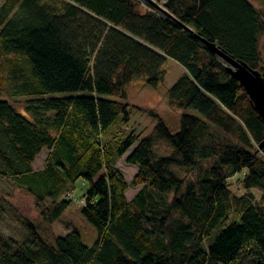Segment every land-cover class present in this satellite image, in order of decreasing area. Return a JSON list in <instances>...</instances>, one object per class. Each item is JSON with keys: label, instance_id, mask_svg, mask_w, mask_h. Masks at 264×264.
I'll return each mask as SVG.
<instances>
[{"label": "trees", "instance_id": "obj_1", "mask_svg": "<svg viewBox=\"0 0 264 264\" xmlns=\"http://www.w3.org/2000/svg\"><path fill=\"white\" fill-rule=\"evenodd\" d=\"M140 9L135 0L0 5V178L35 196L40 210L39 222L20 220L28 241L0 237V264H264V125L200 42L260 71L264 8L165 0L162 17ZM166 59L185 71L168 107L200 119L183 114L171 133L147 113L156 123L147 136L105 142L117 119L126 126L140 111L124 102L125 87L143 79L156 88ZM159 144L167 154L156 153ZM44 149L45 164L33 171ZM123 157L136 169L129 183L115 167ZM176 170L196 177L185 183ZM239 173L246 193L235 196L228 180ZM78 179L88 184L80 214L96 231L90 248L75 232L51 241L42 232L67 209L58 197ZM129 188L137 190L131 200Z\"/></svg>", "mask_w": 264, "mask_h": 264}, {"label": "rangeland", "instance_id": "obj_2", "mask_svg": "<svg viewBox=\"0 0 264 264\" xmlns=\"http://www.w3.org/2000/svg\"><path fill=\"white\" fill-rule=\"evenodd\" d=\"M3 1L4 0H0V5ZM135 1L140 4L141 12L152 11L161 17L164 15L162 6L165 0ZM250 2L257 11L264 8V5L259 1L250 0ZM259 48L261 53L264 54V33L259 38ZM23 68L25 71L27 70L26 65H23ZM162 69L165 75L156 88L146 86L143 79L132 81L125 87L126 99L124 102L130 107H135L142 112L134 110L126 126L122 124L121 118L117 119L107 131L104 137L105 142L112 139L115 142L122 141L130 133L140 137V139L147 136L156 124L147 113L155 114L171 133H176L178 131L180 118L183 114L200 119V116L192 111H175L168 107L166 94L180 78L185 76V71L179 64L170 59H166ZM22 104L20 100H17L16 104H14L20 113L22 112ZM155 151L158 155L168 153L167 147L164 144H159ZM47 156L48 151L45 149L42 150L31 164L32 170H42ZM124 160L125 157L118 160L115 167L121 173L125 181L129 183L135 176L136 169L125 165ZM176 172L177 176L183 178L185 183L194 181V177H196V173H186L183 170H176ZM242 178L243 174L239 173L228 180L229 189L235 196H241L246 193L239 183ZM87 189L88 184L78 179L58 197V201H68L70 204L54 223L46 227L42 226L43 235L48 240L51 241L55 237H64L70 232H75L80 236L81 243L85 247L90 248L94 244L96 240V231L80 214L82 197ZM136 191L137 190L129 188L126 193L127 199L130 200L133 195H135ZM250 192L258 199V193L256 191L251 190ZM47 205H50V201H47ZM39 216L40 210L36 206L35 196L28 193L23 188L16 187L9 179L0 178V237L12 239L19 243L28 241L29 235L20 220L25 217L30 221L39 222ZM231 218L232 217H229L227 221L221 223L213 231L210 238L211 242L221 230L230 224Z\"/></svg>", "mask_w": 264, "mask_h": 264}, {"label": "water", "instance_id": "obj_3", "mask_svg": "<svg viewBox=\"0 0 264 264\" xmlns=\"http://www.w3.org/2000/svg\"><path fill=\"white\" fill-rule=\"evenodd\" d=\"M200 42L223 64L226 74L238 83L248 97L253 111L264 125V65L260 71L252 70L243 61L227 54L215 44L204 40ZM257 150L264 151V139L259 143Z\"/></svg>", "mask_w": 264, "mask_h": 264}, {"label": "crops", "instance_id": "obj_4", "mask_svg": "<svg viewBox=\"0 0 264 264\" xmlns=\"http://www.w3.org/2000/svg\"><path fill=\"white\" fill-rule=\"evenodd\" d=\"M133 196H134V195H133ZM126 198H127V197H126ZM132 198H133V197H132ZM132 198H131V199H132ZM131 199H130V200H131ZM127 200H128V199H127Z\"/></svg>", "mask_w": 264, "mask_h": 264}]
</instances>
